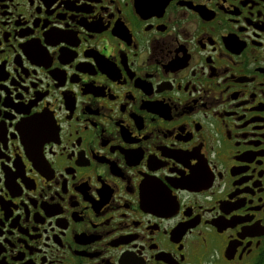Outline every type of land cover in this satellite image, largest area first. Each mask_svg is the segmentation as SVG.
<instances>
[{"label":"flooded vegetation","instance_id":"obj_1","mask_svg":"<svg viewBox=\"0 0 264 264\" xmlns=\"http://www.w3.org/2000/svg\"><path fill=\"white\" fill-rule=\"evenodd\" d=\"M0 264H264V0H0Z\"/></svg>","mask_w":264,"mask_h":264}]
</instances>
